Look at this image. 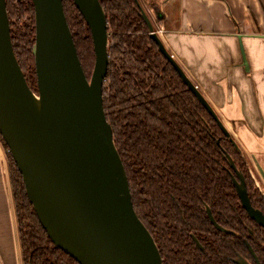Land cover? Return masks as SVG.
<instances>
[{
  "label": "trees",
  "instance_id": "obj_1",
  "mask_svg": "<svg viewBox=\"0 0 264 264\" xmlns=\"http://www.w3.org/2000/svg\"><path fill=\"white\" fill-rule=\"evenodd\" d=\"M100 2L111 43L105 111L135 210L153 235L164 264H237L231 257L248 255L245 238L264 264V229L242 206L227 158V154L233 157L243 171L252 203L262 208V194L240 151L160 51L137 0ZM7 9L15 54L37 92L33 1L7 0ZM64 10L90 79L95 66L90 27L73 0H64ZM163 19L157 17L159 22ZM4 145L24 264H80L47 234ZM208 209L232 233L217 229Z\"/></svg>",
  "mask_w": 264,
  "mask_h": 264
},
{
  "label": "water",
  "instance_id": "obj_2",
  "mask_svg": "<svg viewBox=\"0 0 264 264\" xmlns=\"http://www.w3.org/2000/svg\"><path fill=\"white\" fill-rule=\"evenodd\" d=\"M32 1L37 92L14 51L7 0H0V136L23 176L42 226L55 245L80 264H164L153 235L135 210L126 168L105 111L111 43L104 7L100 0H73L93 38L95 66L89 79L64 0ZM137 2L160 51L240 149L213 105L168 50L140 0ZM242 52L246 58L243 46ZM227 158L237 175L232 180L242 205L264 227V213L252 205L244 173L229 154ZM208 213L219 229L228 232L210 209ZM236 262L250 264L245 258Z\"/></svg>",
  "mask_w": 264,
  "mask_h": 264
},
{
  "label": "crops",
  "instance_id": "obj_3",
  "mask_svg": "<svg viewBox=\"0 0 264 264\" xmlns=\"http://www.w3.org/2000/svg\"><path fill=\"white\" fill-rule=\"evenodd\" d=\"M158 4L150 9L155 17L164 18L160 36L166 47L221 116L264 188V0ZM0 264H24L8 153L1 137Z\"/></svg>",
  "mask_w": 264,
  "mask_h": 264
},
{
  "label": "flooded vegetation",
  "instance_id": "obj_4",
  "mask_svg": "<svg viewBox=\"0 0 264 264\" xmlns=\"http://www.w3.org/2000/svg\"><path fill=\"white\" fill-rule=\"evenodd\" d=\"M240 147V146H239ZM237 148V147H236ZM238 149V148H237ZM239 151H240V155L243 157V159H244V161H245V163H246V167H247V169H248V172H249V174H250V176H251V179L253 180V182L255 183V187L260 191V193L262 194V200H263V202H264V188H262V186L259 184V182H258V180H257V176H256V173H255V170H254V168L251 166V163L248 161V159H247V157L245 156V154H243V152H242V150H241V148L240 149H238ZM232 159H233V157H232ZM234 160V159H233ZM234 162H235V160H234ZM230 164V163H229ZM235 164H236V162H235ZM236 166H237V164H236ZM238 167V166H237ZM232 168V167H231ZM238 169L240 170V171H242L239 167H238ZM243 172V171H242ZM237 176L236 175V173H235V171L233 170V168H232V176ZM245 176V175H244ZM246 179V178H245ZM233 181V180H232ZM234 184V183H233ZM235 186V185H234ZM246 186H247V183H246ZM236 188V187H235ZM248 189V188H247ZM237 191V190H236ZM248 193H249V191H248ZM239 196V195H238ZM249 197H250V194H249ZM240 198V197H239ZM250 199H251V197H250ZM240 201H241V199H240ZM251 202H252V200H251ZM241 204H242V202H241ZM252 205L254 206V207H256L253 203H252ZM243 206V205H242ZM244 207V206H243ZM256 208H259L260 210H262V212L264 213V203H263V207L261 208V207H256ZM246 210V209H245ZM246 212H247V210H246ZM247 214H248V212H247ZM208 215H209V213H208ZM248 216L253 220V221H255V223H257L256 222V220L255 219H253L249 214H248ZM210 217V216H209ZM210 220H211V218H210ZM212 221V220H211ZM213 223V222H212ZM214 224V223H213ZM257 224H259V223H257ZM260 225V224H259ZM214 226L217 228V229H219L215 224H214ZM221 226V225H220ZM263 229H264V227L262 226V225H260ZM223 228H225V227H223ZM225 229H227V228H225ZM219 230H221V229H219ZM228 230V232L227 231H224V232H226V233H232V230H229V229H227ZM221 231H223V230H221ZM245 245H246V247H247V249H248V255H241V254H237V256L236 257H231V260H233L235 263H237L236 261H238L240 258H245L246 260H248V262L250 263V264H262V262H261V260L259 259V256H258V254L256 253V251L254 250V248L252 247V245L248 242V240L245 238ZM262 244L264 245V242H262ZM251 248H250V247ZM238 264V263H237Z\"/></svg>",
  "mask_w": 264,
  "mask_h": 264
},
{
  "label": "rangeland",
  "instance_id": "obj_5",
  "mask_svg": "<svg viewBox=\"0 0 264 264\" xmlns=\"http://www.w3.org/2000/svg\"><path fill=\"white\" fill-rule=\"evenodd\" d=\"M143 2V5H144V8L148 11V12H150L151 11V14H152V16L153 17H150L151 19H152V21H153V23H154V26H155V29L157 30H159V29H162L163 30V28H161V22H159V21H157V17H155V14L153 13V11H152V9H150V7L151 8H155V6L156 5H160V4H158L159 3V1L160 0H142ZM157 1H158V3H157ZM157 3V4H156ZM161 36H163V32L161 33ZM225 117V116H224Z\"/></svg>",
  "mask_w": 264,
  "mask_h": 264
},
{
  "label": "built area",
  "instance_id": "obj_6",
  "mask_svg": "<svg viewBox=\"0 0 264 264\" xmlns=\"http://www.w3.org/2000/svg\"><path fill=\"white\" fill-rule=\"evenodd\" d=\"M156 31H157V33H158L159 35H161V33L163 32L162 29H159V30L157 29Z\"/></svg>",
  "mask_w": 264,
  "mask_h": 264
}]
</instances>
